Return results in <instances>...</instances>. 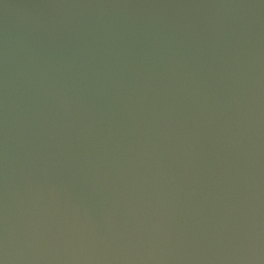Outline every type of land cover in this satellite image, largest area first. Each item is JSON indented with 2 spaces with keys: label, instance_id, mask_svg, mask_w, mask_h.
Segmentation results:
<instances>
[{
  "label": "water",
  "instance_id": "water-1",
  "mask_svg": "<svg viewBox=\"0 0 264 264\" xmlns=\"http://www.w3.org/2000/svg\"><path fill=\"white\" fill-rule=\"evenodd\" d=\"M0 264H264V0H0Z\"/></svg>",
  "mask_w": 264,
  "mask_h": 264
}]
</instances>
